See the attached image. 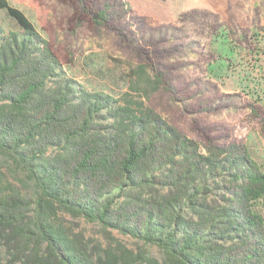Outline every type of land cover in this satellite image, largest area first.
I'll use <instances>...</instances> for the list:
<instances>
[{
    "label": "trees",
    "instance_id": "1",
    "mask_svg": "<svg viewBox=\"0 0 264 264\" xmlns=\"http://www.w3.org/2000/svg\"><path fill=\"white\" fill-rule=\"evenodd\" d=\"M0 160L35 198H0L18 249L45 244L51 263L153 264L106 249L96 259L62 215L160 249L166 264H264V171L241 147L200 144L143 100L65 78L27 15L0 0Z\"/></svg>",
    "mask_w": 264,
    "mask_h": 264
},
{
    "label": "rangeland",
    "instance_id": "2",
    "mask_svg": "<svg viewBox=\"0 0 264 264\" xmlns=\"http://www.w3.org/2000/svg\"><path fill=\"white\" fill-rule=\"evenodd\" d=\"M8 1L53 46L65 78L143 100L200 144L241 146L264 171V0ZM0 27L21 31L5 10ZM11 193L35 198L32 184L0 160V198ZM62 218L96 259L122 248L166 264L155 246L81 217ZM38 257L51 263L45 244L23 252L0 228V264Z\"/></svg>",
    "mask_w": 264,
    "mask_h": 264
}]
</instances>
